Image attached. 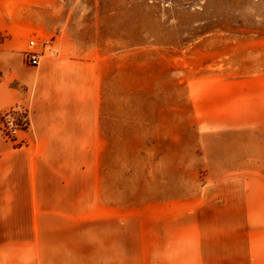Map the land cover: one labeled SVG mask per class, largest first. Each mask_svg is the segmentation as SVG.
I'll return each instance as SVG.
<instances>
[{
  "label": "rangeland",
  "instance_id": "1",
  "mask_svg": "<svg viewBox=\"0 0 264 264\" xmlns=\"http://www.w3.org/2000/svg\"><path fill=\"white\" fill-rule=\"evenodd\" d=\"M83 1L39 67L32 0L0 31V264H264V0H130L93 43Z\"/></svg>",
  "mask_w": 264,
  "mask_h": 264
},
{
  "label": "crops",
  "instance_id": "2",
  "mask_svg": "<svg viewBox=\"0 0 264 264\" xmlns=\"http://www.w3.org/2000/svg\"><path fill=\"white\" fill-rule=\"evenodd\" d=\"M32 1L34 5L31 29L36 35L52 39V47L60 44L65 34H71V29L76 30L77 26L80 27L81 22L76 25V20L82 18L81 4L84 2L83 0ZM86 2L89 4L90 16L89 20L85 22V28H89L93 32L88 36L87 33L84 34L82 30H78L79 33L73 34L74 41L77 37L80 39L88 37L93 43L99 34H105L106 29L114 25V21L123 27L124 22H127L129 18L130 0H86ZM17 3L18 0H0V21H3L0 22V31H6L11 38L23 36L14 21L17 17ZM7 4H10L9 10L6 8ZM65 27L69 28L66 33Z\"/></svg>",
  "mask_w": 264,
  "mask_h": 264
},
{
  "label": "built area",
  "instance_id": "3",
  "mask_svg": "<svg viewBox=\"0 0 264 264\" xmlns=\"http://www.w3.org/2000/svg\"><path fill=\"white\" fill-rule=\"evenodd\" d=\"M51 45L52 43L49 39L42 42L37 39L30 40L25 50L26 63L32 67H39Z\"/></svg>",
  "mask_w": 264,
  "mask_h": 264
}]
</instances>
